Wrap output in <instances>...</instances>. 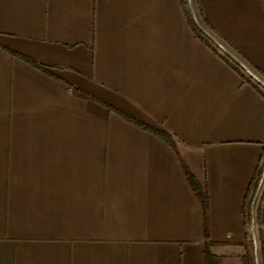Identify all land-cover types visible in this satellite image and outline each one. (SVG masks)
Masks as SVG:
<instances>
[{"label":"crops","instance_id":"obj_1","mask_svg":"<svg viewBox=\"0 0 264 264\" xmlns=\"http://www.w3.org/2000/svg\"><path fill=\"white\" fill-rule=\"evenodd\" d=\"M191 2L264 80V0ZM262 162L264 95L181 0H0V264H241Z\"/></svg>","mask_w":264,"mask_h":264},{"label":"trees","instance_id":"obj_2","mask_svg":"<svg viewBox=\"0 0 264 264\" xmlns=\"http://www.w3.org/2000/svg\"><path fill=\"white\" fill-rule=\"evenodd\" d=\"M181 3L183 4V7L185 9V14L187 16V20L190 23L191 28L193 29L194 33L207 46H209L211 49H213V51L218 53L230 66H232L237 71V73L243 78V80L249 82L253 87H255L257 89V91H259L262 95H264V86H262L259 82L254 80L252 77H250L236 62H234L229 56H227L225 53H223L196 26V24L194 23V21L191 17L190 11H189L188 0H181ZM234 53L239 59L241 58L240 60L247 67H249V68L252 67L248 62L247 63L244 62V58L238 52H234ZM257 72L260 73L258 70H257ZM160 135L165 140H167L170 144L173 145V141L169 138V136H167L164 133H160ZM262 169H264V162H262V165L259 166L256 176L251 180L247 194H246V197H245L243 204H242L243 216L245 219V224H247L248 228L250 227V222H251L252 199H253L255 190L257 188L259 179L261 177ZM187 173H188V177H189L191 183L193 184V186H194V188H195V190H196V192L200 198L201 204L203 206V213H205L206 209H207V195L203 190H200L198 188L196 182L194 181L193 176L189 172H187ZM262 196H264V185L261 186V189L258 193V196H257L255 204H254L253 214H254V224L255 225L257 224L259 216H260V202H261ZM257 242H258L257 243V251H258L259 258H260V264H264V240L259 239V240H257ZM242 247H243V255L241 256V264H250L254 259L253 240H252V237L250 234H249L247 240L245 241V243L242 245ZM205 258H206L207 264H221L220 258L208 250H205Z\"/></svg>","mask_w":264,"mask_h":264},{"label":"water","instance_id":"obj_3","mask_svg":"<svg viewBox=\"0 0 264 264\" xmlns=\"http://www.w3.org/2000/svg\"><path fill=\"white\" fill-rule=\"evenodd\" d=\"M188 6L190 10L191 17L196 24V26L202 31V33L208 37L223 53H225L227 56H229L234 62H236L250 77H252L254 80L259 82L262 86H264V80H262L259 76H257L249 67H247L237 56H235L231 51H229L219 40H217L210 32H208L197 20V17L194 13L193 6L191 0H188ZM262 183H264V170H262L261 177L259 179L257 188L255 190L253 199H252V205H251V222H250V233L253 240V254H254V260L255 263H257L258 260V251H257V238H256V227L254 224V204L256 201V198L258 196V193L261 189Z\"/></svg>","mask_w":264,"mask_h":264},{"label":"rangeland","instance_id":"obj_4","mask_svg":"<svg viewBox=\"0 0 264 264\" xmlns=\"http://www.w3.org/2000/svg\"><path fill=\"white\" fill-rule=\"evenodd\" d=\"M239 264V263H237ZM250 264H260V258L258 257L257 263H255V260L253 259V261Z\"/></svg>","mask_w":264,"mask_h":264}]
</instances>
